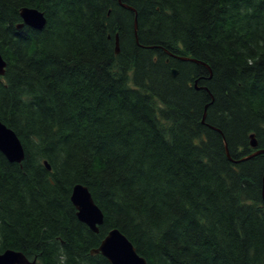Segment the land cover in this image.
Instances as JSON below:
<instances>
[{
    "label": "trees",
    "instance_id": "16d2710c",
    "mask_svg": "<svg viewBox=\"0 0 264 264\" xmlns=\"http://www.w3.org/2000/svg\"><path fill=\"white\" fill-rule=\"evenodd\" d=\"M24 8L45 27L19 29ZM0 52L25 149L0 152V254L110 264L91 252L119 229L148 264H264V154L240 162L252 134L264 150V0H0Z\"/></svg>",
    "mask_w": 264,
    "mask_h": 264
},
{
    "label": "water",
    "instance_id": "95a60500",
    "mask_svg": "<svg viewBox=\"0 0 264 264\" xmlns=\"http://www.w3.org/2000/svg\"><path fill=\"white\" fill-rule=\"evenodd\" d=\"M123 6L126 9L135 12L133 8H130L127 5ZM21 18L23 23L18 26L19 29L26 25L30 28L40 30L45 27L47 22L44 13L34 8L22 9ZM135 32L137 34V19L135 20ZM116 53H120V43L118 36L116 37ZM175 58L181 61H192L202 64L210 70L209 66L201 61L178 56H175ZM6 67V61L0 52V76L5 75ZM172 73L176 77L178 75V70L173 69ZM207 108L208 106L205 108L203 122H205L206 119ZM250 138L251 146L256 151L242 159L240 162L264 154V150L258 149L259 144L255 134H252ZM0 152L11 163L22 164L25 159V149L22 141L18 135L12 129L8 128L2 121H0ZM45 164L50 170L51 167L48 165V163L45 162ZM71 202L76 209L78 220L88 226L92 232L98 234L100 232V227L104 224V214L99 206L95 203L88 187L81 184L75 185L71 193ZM91 253L101 254L110 264H148L147 260L138 253L132 242L119 229L110 230L101 242L100 246L92 250ZM0 264H38V261L37 258L30 260L23 252L7 250L0 254Z\"/></svg>",
    "mask_w": 264,
    "mask_h": 264
}]
</instances>
